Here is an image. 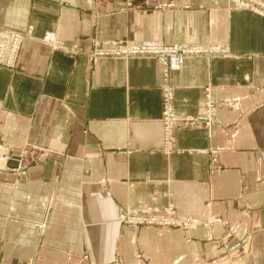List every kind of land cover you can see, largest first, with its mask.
<instances>
[{"label": "crops", "instance_id": "crops-1", "mask_svg": "<svg viewBox=\"0 0 264 264\" xmlns=\"http://www.w3.org/2000/svg\"><path fill=\"white\" fill-rule=\"evenodd\" d=\"M0 27L21 37L14 64L0 66V264H264V11L0 0ZM93 41L228 50L164 76L148 55L93 58ZM143 206L173 207L179 226L120 221ZM241 241L249 253L224 260Z\"/></svg>", "mask_w": 264, "mask_h": 264}, {"label": "built area", "instance_id": "built-area-1", "mask_svg": "<svg viewBox=\"0 0 264 264\" xmlns=\"http://www.w3.org/2000/svg\"><path fill=\"white\" fill-rule=\"evenodd\" d=\"M236 5L246 6L255 11H264V2L261 0H233ZM20 33L8 31L0 27V65L11 67L14 64L15 57L18 51L20 42ZM45 41H52L51 34H46L43 37ZM227 47L221 44H183V43H143V44H126L115 41H93L90 55L93 58L104 56H124V55H148L156 59L162 65V73L164 76L171 71L179 70L184 60L188 56L198 55H217L226 54ZM162 97V114L164 123V149L171 148V129L173 121L170 118L173 100V90L169 84H163ZM208 90V89H207ZM207 116L197 117V120L203 123H209L210 118L208 113L213 106V101L210 99L209 90L205 93L204 101ZM204 118V119H203ZM136 214L122 211V222L129 223L135 226L140 224L146 226H179L175 216L174 209L170 207H152L143 206ZM133 212V211H132ZM131 212V213H132ZM162 212V216L158 217V213ZM160 216V215H159Z\"/></svg>", "mask_w": 264, "mask_h": 264}, {"label": "rangeland", "instance_id": "rangeland-1", "mask_svg": "<svg viewBox=\"0 0 264 264\" xmlns=\"http://www.w3.org/2000/svg\"><path fill=\"white\" fill-rule=\"evenodd\" d=\"M193 44H195V43H193ZM1 66V65H0ZM140 208H142V207H138V208H134V207H124L123 209H121V213H122V211L124 210L125 212H129V214H136V212L137 211H140L139 209ZM133 211V212H132ZM132 212V213H131ZM160 215V216H159ZM162 216H166V215H162V212H159L158 213V217H161L162 218ZM120 217V216H119ZM120 221L122 222V220L120 219ZM125 223V222H124ZM129 224V223H128ZM129 225H132V224H129ZM133 227H142V226H146V225H142V224H140V225H138V226H135V225H132ZM178 226V225H177ZM148 227V226H147ZM154 227H165V226H154ZM166 227H168V226H166ZM170 227H172V226H170ZM246 249V248H245ZM244 251V249L242 248V247H237V248H235V249H233V250H231L230 252H227L226 254H225V256H227L224 260H226L227 262L230 260V259H234V260H240L241 258H242V256H246L247 255V253H249V249H248V252L247 253H244L243 252ZM137 257H139L138 255H137ZM221 257H224V255L223 256H221ZM223 262V261H222ZM222 262H220V263H222Z\"/></svg>", "mask_w": 264, "mask_h": 264}, {"label": "bare ground", "instance_id": "bare-ground-1", "mask_svg": "<svg viewBox=\"0 0 264 264\" xmlns=\"http://www.w3.org/2000/svg\"><path fill=\"white\" fill-rule=\"evenodd\" d=\"M210 95V94H209ZM210 99H211V95H210ZM212 108L213 107H211V109H210V112L208 113V117L210 118V120H211V113H212ZM207 111V110H206ZM5 164H6V160H5V162H3V163H1L0 164V167H4L5 166ZM165 207H170V206H165ZM157 208H162V207H157ZM173 208V207H172ZM175 211V210H174ZM121 213H120V219H121ZM188 224V223H187ZM149 227H151V226H149ZM237 246L238 247H242L243 249L245 248V246H246V243H245V241H241V243H239V244H237Z\"/></svg>", "mask_w": 264, "mask_h": 264}]
</instances>
